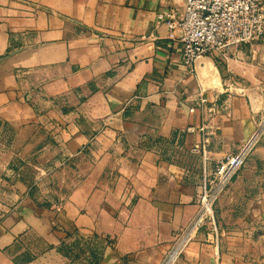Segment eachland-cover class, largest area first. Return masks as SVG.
Wrapping results in <instances>:
<instances>
[{"label":"crops","instance_id":"crops-1","mask_svg":"<svg viewBox=\"0 0 264 264\" xmlns=\"http://www.w3.org/2000/svg\"><path fill=\"white\" fill-rule=\"evenodd\" d=\"M185 3L0 0V118H37L45 102L58 132L51 206L26 199L4 220L0 264L36 260L25 239L93 242L97 264H164L196 215L203 153L214 171L264 124L257 90L219 85L234 62L210 54L188 74L180 31L159 19L181 20ZM201 90L207 111L192 114ZM217 218L219 249L201 232L172 264H264V137Z\"/></svg>","mask_w":264,"mask_h":264},{"label":"built area","instance_id":"built-area-1","mask_svg":"<svg viewBox=\"0 0 264 264\" xmlns=\"http://www.w3.org/2000/svg\"><path fill=\"white\" fill-rule=\"evenodd\" d=\"M159 19L171 29L180 31L183 47V66L193 75L195 63L210 54L226 58L264 35V0H186L181 20L170 12ZM173 37V34H171ZM209 100L201 90L190 112L207 111ZM204 128L189 127L188 134L203 133ZM264 137V124H260L239 149L208 171L207 153H203L201 194L197 212L190 223L179 231L164 264H172L193 243L201 232H206L207 243L216 250L221 244L222 230L217 218V205L227 189L259 147Z\"/></svg>","mask_w":264,"mask_h":264},{"label":"rangeland","instance_id":"rangeland-1","mask_svg":"<svg viewBox=\"0 0 264 264\" xmlns=\"http://www.w3.org/2000/svg\"><path fill=\"white\" fill-rule=\"evenodd\" d=\"M224 59L234 63L223 66V72L227 74L221 77L219 85L233 94L239 89L257 90L264 97V35L230 51ZM50 106L41 102L37 107L44 112L23 122L13 123L0 118V226L26 199L47 206L52 203L51 188L58 180L53 175L56 164L51 156L58 132L52 124L55 119L47 113ZM25 242L22 245L36 252L33 254L36 260L29 264H89L91 257L94 264L98 263L100 248L93 242L84 244L67 239L61 246H44L43 249L33 240L25 239Z\"/></svg>","mask_w":264,"mask_h":264}]
</instances>
